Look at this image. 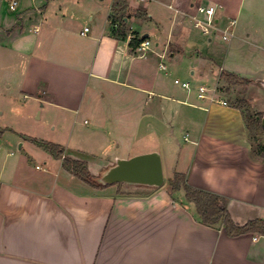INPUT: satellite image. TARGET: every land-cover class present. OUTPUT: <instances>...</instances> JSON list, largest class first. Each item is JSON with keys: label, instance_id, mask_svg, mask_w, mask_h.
Masks as SVG:
<instances>
[{"label": "crops", "instance_id": "0c3cea01", "mask_svg": "<svg viewBox=\"0 0 264 264\" xmlns=\"http://www.w3.org/2000/svg\"><path fill=\"white\" fill-rule=\"evenodd\" d=\"M122 1L131 15L127 25L134 37L146 35L151 42L144 53L131 52L128 37L121 41L111 36L112 0L107 8L90 1L87 17L97 22L82 28L74 27V16L65 14L66 7L59 8V14L48 12L49 0H19L20 8L12 13L6 0H0V6L4 5L0 43L5 46V39L16 38L12 52L22 62L11 72L19 92L24 97L38 92L33 99L46 106L47 113L92 119L95 131L103 128L105 116L118 124L134 113L136 134L148 129L160 137L164 129L173 127L171 118H180L188 126L182 134L183 163L174 164L172 170L170 164L169 173H183L190 187L223 197L237 225L264 220V160L247 137L240 111L218 92L214 101L198 98L191 82L182 98H171V89L152 70L155 60H164L162 56L174 61L188 54L190 76L213 78L215 87L222 71L243 75L237 62L228 61L230 45L219 64L211 54H196L194 45L202 35L194 32L193 18H202L209 6L216 8L212 35L210 30L202 32L212 43L218 39L215 32L225 30L251 2L170 0L174 7H166L173 14L167 15L166 23L159 8ZM217 4L223 7L221 17H216ZM135 11L143 18L135 17ZM131 22L145 27L140 32ZM28 23L33 24L30 43L23 39ZM85 27L88 32L83 33ZM149 31L158 41L153 42ZM245 74L253 84L264 78ZM97 91H101L100 99ZM168 135L163 145L171 150ZM25 137L41 140L9 126L0 128V264H264V236L229 237L223 225L202 224L183 190L170 195L164 183L94 188ZM152 151L159 153L156 148L144 153ZM76 153V149H64V156L85 161ZM37 158L41 166H33ZM113 162L98 168V175Z\"/></svg>", "mask_w": 264, "mask_h": 264}, {"label": "rangeland", "instance_id": "374dc122", "mask_svg": "<svg viewBox=\"0 0 264 264\" xmlns=\"http://www.w3.org/2000/svg\"><path fill=\"white\" fill-rule=\"evenodd\" d=\"M90 1H95L102 7L107 8L111 0H49L48 12H57V14H59V8L64 10V7H66L65 14L74 16V18H72L74 27L82 28L84 25L91 26L97 21L94 20V22L91 23L88 20V10L90 9V4L88 3H90ZM128 1L136 6L147 5L159 8L161 18L166 23L167 15L173 14V10H168L166 7V5L169 4L174 7V2L170 0H159L158 2H161L162 5L158 4L155 0ZM249 1L251 2L249 8L242 10L236 17L233 27L228 29V33L231 30L233 32V37H230L228 41L222 40V32H215L218 39L212 43H208L206 40L207 38L204 36L206 34L202 33V29L196 27L193 29L195 33L202 35L201 40H197L194 45L197 49L198 53L196 54L198 56H207L211 54L212 58L219 64L224 58L225 51L230 47V50H227L228 61L237 62L238 68L242 69L244 72L243 75L239 74L238 76L243 78H246L245 73L252 77L264 76V0ZM182 2L183 4H188L189 0H182ZM217 6L216 17H221L223 7L219 6V4H217ZM0 8L3 10L4 5H1ZM19 8L20 5L16 10ZM9 12L12 13L10 10ZM101 12L102 14L105 13L104 8ZM37 16L39 19L40 15L38 14ZM103 20L102 18L101 22H103ZM130 25L139 31L143 30L145 27L139 22H131ZM26 28L23 39H25V42L30 43L34 37L32 32L33 24L28 23ZM127 28L129 29L128 25ZM160 29L163 28L161 27ZM28 30H31L30 33ZM149 34L152 39L153 33L149 31ZM141 35L142 34L139 36L141 37ZM209 35H212L211 30ZM1 36L2 35H0V37ZM152 40L153 42L156 40L158 41V39ZM5 41V46L0 43V128L9 126L16 132L36 137L46 142L59 144L65 150L67 147L73 150L76 149L78 152L76 155L89 162L88 169L96 176L103 164L109 161L113 162L115 158H130L134 155L144 153L148 148H156L162 158L161 164L164 184L165 186L168 184V177L171 176L172 178V173H169V165L171 164L172 170L174 164L179 163V166H181L180 164L183 163L185 144L182 134L184 130L188 129L187 124L183 123V120L180 118H171L173 127L164 129V135L159 137L157 134L150 132L151 130L148 132V129H140L139 133L136 134L135 123L137 122V118L133 115L134 113H129L128 120H122L120 123L118 121V124L115 119L110 122L105 116L104 120H102L103 128L98 131L92 129L94 125L92 119L83 116L67 117L58 116L53 112L47 113L46 106L45 108L41 107L42 103L33 99V97L38 98V92L34 96L26 95L25 97L19 92L16 82L11 76L13 68L22 64L12 52V50L16 48L17 40L16 38H9L5 39ZM0 42H2V40H0ZM187 55L188 54L183 56L181 60H179V55L174 61H171L166 55L164 60L161 61L159 59V61H154L152 67L154 75L162 80L166 87L171 89V98H182V93L186 91L182 89L180 85L173 83L175 78L179 81L191 82L192 87H196V91L198 85H204L207 88L214 85L213 78L211 80H204L197 76H190L189 73L191 68ZM160 62H163L166 66V70L158 68ZM215 71H218L217 66L215 67ZM247 79L249 78L247 77ZM255 83L256 84L249 83L247 86H232L221 80L215 85L216 92L223 94L230 104H234L240 99L250 100L251 106L249 111L252 115H256L257 113H264V88L259 83ZM40 89H42V87ZM100 94L101 91L96 92L95 95L98 97L97 99H100ZM208 94L207 92L206 95ZM153 99L159 100L156 96ZM109 116L110 117H107L112 118L111 114H109ZM164 119H166V117ZM153 122L157 126L156 120H153ZM169 133H171L170 137L172 141L171 150H168V148L163 145V140L169 137ZM261 140H264V134ZM36 164L39 166L42 165V163H39L38 158L33 162V166ZM134 191L141 192L142 190Z\"/></svg>", "mask_w": 264, "mask_h": 264}, {"label": "trees", "instance_id": "16d2710c", "mask_svg": "<svg viewBox=\"0 0 264 264\" xmlns=\"http://www.w3.org/2000/svg\"><path fill=\"white\" fill-rule=\"evenodd\" d=\"M111 10L113 11V14L109 18L111 36L124 41L128 36L127 20L131 16L127 11V4L122 0H112ZM133 15L137 18H143L144 16L138 11H135ZM143 39L145 38L130 39L128 43L130 51L135 50ZM219 79L232 86H247L250 83L248 79L230 72H221ZM250 106L251 103L248 99H240L233 104V107L241 113L247 131V137L254 145L256 154L264 160V144L261 143L264 128L261 126L260 119L257 118H261L263 113L252 115L249 111ZM25 138L47 150L53 157L61 159L62 167L75 178L97 189L108 186H102L94 181L95 176L89 172L85 161L64 156V148L61 145L30 137ZM180 190H183L185 200L194 205L196 214L202 224L211 227L223 225L224 231L229 237H236L243 234H259L264 236V220L253 219L243 225L235 224L227 212L226 201L223 197L205 190L190 187L187 184L185 174L174 173L172 178L168 180L167 192L172 195Z\"/></svg>", "mask_w": 264, "mask_h": 264}, {"label": "water", "instance_id": "95a60500", "mask_svg": "<svg viewBox=\"0 0 264 264\" xmlns=\"http://www.w3.org/2000/svg\"><path fill=\"white\" fill-rule=\"evenodd\" d=\"M146 35H143L144 38ZM264 88V78L258 79ZM260 119L264 128V113ZM94 181L102 186L126 184L145 187H160L164 183L161 158L158 152L152 151L134 155L130 158H116L112 165L104 169Z\"/></svg>", "mask_w": 264, "mask_h": 264}, {"label": "built area", "instance_id": "2783aa9c", "mask_svg": "<svg viewBox=\"0 0 264 264\" xmlns=\"http://www.w3.org/2000/svg\"><path fill=\"white\" fill-rule=\"evenodd\" d=\"M140 1H145V0H140ZM7 2V7L10 11H15L17 6H18V1L17 0H6ZM215 10L216 8L214 6H209L207 8L204 9L203 11V17L202 18H197L194 17V26L195 27H199L200 29H202L203 33H208L209 30H211L214 27V14H215ZM234 25V21L231 20L229 22V26L222 31V40H228L230 37H232V30L228 33V29L232 28ZM88 32V28L85 27L83 29V33ZM129 39L135 38L133 35V32H131L130 28L128 30V36ZM151 47V42L148 39H143L139 45L136 47V51L140 52V53H144L145 51H147L149 48ZM163 58H165L164 56H162ZM165 65L163 63L159 64V69L161 70H165ZM174 84L180 85L181 88L183 89H189V83L187 81H179L178 79H174L173 80ZM209 93L208 95H206V93ZM197 96L200 99H205L208 98L211 101H214L215 96H216V87H210L207 88L204 85H199L197 87ZM219 103H221L222 105H225L226 102L224 101H219ZM259 235V234H258ZM261 236V235H259Z\"/></svg>", "mask_w": 264, "mask_h": 264}]
</instances>
